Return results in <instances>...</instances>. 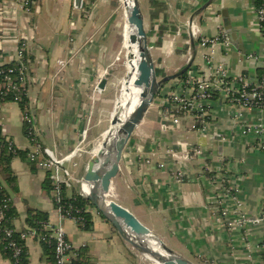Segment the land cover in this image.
<instances>
[{
  "label": "crops",
  "instance_id": "crops-1",
  "mask_svg": "<svg viewBox=\"0 0 264 264\" xmlns=\"http://www.w3.org/2000/svg\"><path fill=\"white\" fill-rule=\"evenodd\" d=\"M115 1L34 0L29 10L14 0L0 1V65L15 60L18 39L24 42L29 72L27 96L35 120L36 144L57 156L76 146L81 131L91 134L93 113L108 87L104 76L107 73L101 72L121 51ZM138 1L159 77L178 73L188 57V65L203 69V50L189 36L191 20L202 35L226 33L229 45L217 44L214 59L231 74L257 73V61L245 59L248 54H259L264 42L252 12L255 0ZM222 9L240 43L230 40ZM59 59L67 61L60 73L56 72ZM103 77L105 86L99 88ZM169 83L170 80L164 86ZM237 108L217 98L206 133L183 129L165 133L159 129L160 100L155 95L127 142L110 187L113 201L131 211L169 247L200 264H264V130L261 135L242 133L239 122L232 119ZM242 113L245 120L261 124L264 129V109L244 108ZM115 114L111 112L104 134L109 133ZM88 116L91 120L86 122ZM14 127L22 130L21 110L15 102L2 103V134L19 148L32 150L33 144L29 148L20 143ZM183 141L200 147L205 157L193 161L181 181L173 177L170 160L165 168L144 164L147 158L156 163L163 147L179 148ZM221 161L237 186L239 213L249 218L261 217L260 221L232 231L222 226L212 204L218 190L202 169L205 164L215 166ZM25 164L29 163L19 156L10 162L18 187L16 192L10 191L17 212L15 227L24 228L26 210L36 208L48 213L50 224L63 225L73 250L85 247L87 264H133L132 256L138 255L95 209L90 210L89 230L79 228L73 219H61L53 203V192L46 193L41 188L46 170ZM175 168L186 169L182 163ZM25 246L28 264H53L35 239H27ZM0 264H10L1 251Z\"/></svg>",
  "mask_w": 264,
  "mask_h": 264
},
{
  "label": "built area",
  "instance_id": "built-area-1",
  "mask_svg": "<svg viewBox=\"0 0 264 264\" xmlns=\"http://www.w3.org/2000/svg\"><path fill=\"white\" fill-rule=\"evenodd\" d=\"M20 4L23 9L29 10L31 0H14ZM254 19L258 29L264 39V0H258L252 9ZM189 24V36L203 50L202 56L205 61L203 69H195L188 65L190 57L185 65L187 72L184 77L176 76L170 79L168 86H162L157 91L160 100V119L159 129L162 132L168 130L183 129L185 132L195 131L197 133H206L209 119L211 118V108L217 98L222 101L238 106L235 112H232L235 121L239 122L242 133H252L261 135L263 128L261 124H252L245 120L242 116V109L256 108L263 109L264 102V75L262 78L256 74L246 75L245 73L231 74L227 67L214 59L215 47L222 44L224 47L229 45V40L224 31H220L212 36L200 34L198 27L193 24L192 20ZM189 41H187L188 43ZM24 42L18 39L15 60L5 66L0 65V93L5 97L9 96L13 102L21 101L22 95L27 91L28 68L27 59H24L25 49ZM246 60L257 61L258 66H264V42L262 50L259 54H248ZM67 61L58 60L57 71L60 73L66 66ZM28 111V112H27ZM22 121H26L27 137L34 148L27 154L28 160L35 161L36 166L49 171V177L54 185V202L55 207L61 219L70 218L76 223H82L83 219L72 214V206L68 207L63 201L61 193L62 186L67 189L77 186L82 196L87 193L83 191V175H78L70 169V164L75 155H69L74 149H77L81 142L79 141L71 151L62 156H57L48 148H41L36 144L37 133L35 129L34 116L29 108L22 113ZM86 135V130L82 132L81 139ZM5 147L8 153L14 155L19 150H23L16 146L10 138L4 137ZM260 144V143H259ZM2 146V144H0ZM0 146V148H1ZM156 163L151 158L144 159V164H156L159 168H165L167 162L171 161L174 167L173 177L176 181H181L188 173L189 165L198 158H204V151L197 145H191L186 141L180 144L179 148L163 147L162 152L157 155ZM182 163L186 169L181 171L175 168ZM203 171L210 172V181L218 190V195L213 200L215 204V212L219 213L222 219V226L229 231L243 227L246 223H254L261 220V217L249 218L243 213L240 214L239 209L241 201L237 195V186L224 166V162L215 166L207 164L202 168ZM3 187L0 184V242H5V248L11 251L12 257L17 264H25L19 261L20 256L25 249V241L29 238L36 241L46 242L53 250L55 264H74L73 263V246L67 239L66 232L62 224H50L47 222L43 225L42 232L34 227L25 226L17 228L15 226L8 227L4 224L5 210L13 206L12 199L2 194ZM232 213H237L236 217H232ZM13 233H18L23 244H18L13 238Z\"/></svg>",
  "mask_w": 264,
  "mask_h": 264
},
{
  "label": "water",
  "instance_id": "water-1",
  "mask_svg": "<svg viewBox=\"0 0 264 264\" xmlns=\"http://www.w3.org/2000/svg\"><path fill=\"white\" fill-rule=\"evenodd\" d=\"M132 4V11L127 13L126 21L134 29L129 40L138 45V76L134 86L141 87L142 91L138 103L119 127V130L103 146L93 151L88 159L83 174V183L88 188L86 198L105 220L111 223L121 238L138 253L148 255L162 264H196L169 247L158 234L144 225L131 211L110 198L112 180L117 175L122 153L132 132L143 119L159 88L186 69L184 67L174 75L163 77L156 74L139 1L132 0ZM221 15L230 40L234 43H240V38L237 32L231 28L227 12L224 9H222ZM105 83L106 79L103 77L99 82V88H104ZM152 242L156 243L158 248L152 247Z\"/></svg>",
  "mask_w": 264,
  "mask_h": 264
},
{
  "label": "trees",
  "instance_id": "trees-1",
  "mask_svg": "<svg viewBox=\"0 0 264 264\" xmlns=\"http://www.w3.org/2000/svg\"><path fill=\"white\" fill-rule=\"evenodd\" d=\"M32 1L34 0H31V4H32ZM257 1L258 0H255V3H257ZM31 4L29 6H31ZM24 59H28V56L26 55V53L24 54ZM5 65L6 64H4L3 66ZM186 72H187V69L181 72L178 76L184 77ZM263 75H264V66L259 67L256 73V76L259 78H262ZM11 101L13 102L11 97L9 96L5 97L3 94L0 93V105L2 103L11 102ZM17 104L21 112L25 113L27 108H29L27 91L25 94L22 95L21 101L17 102ZM263 109H264V102H263ZM27 127H28V124L26 123V121H22V129L25 135L27 134ZM0 133H1V128H0ZM2 139L4 138L0 136V144H2V146L0 145L1 146L0 148V184L3 187V190L1 192L3 195L9 196L12 199L11 192H16L18 190V187H17L16 177L12 174V169L10 166L11 160L16 156L17 157L19 156L21 160L26 161L27 163L31 164L32 169L36 167V163L35 161L28 160L27 154L30 151L29 149L19 150L16 155L12 153H8L5 147L6 143L3 142ZM41 188L45 190L47 193H50L51 191L54 192L55 188L49 177V171H46L45 178L41 182ZM61 193L63 196V201L67 203L65 205L67 207H68V204L72 206V214L76 217L79 216L83 219L82 223H79V222L77 223L79 228H81L82 230H89L92 226V216H91L90 210L95 209L94 205L88 200V198H86V196H82L80 192L78 191V188L75 189L74 186H72L70 189H67L63 185L61 189ZM52 199L55 205L54 198ZM12 205L13 206H11V208L5 210L4 224L7 225L8 227L14 226L13 221H14V218L17 216L16 208L14 204ZM98 214L103 219H105L101 215L100 212H98ZM216 214L219 215L218 212H216ZM24 222H25V226L34 227L38 231L42 232L43 225L48 222V213L45 211L36 209V208H28L25 212ZM12 238L18 244L24 245V241L20 240L18 233H13ZM38 242L41 244L44 252L47 255H50V258L52 259L53 264H55L52 247H50L46 242H43V241H38ZM24 248L25 249L23 250L20 256L19 261L21 263L28 264V255L26 251V246ZM0 251L4 257L9 259L10 264H17L15 262V259L12 257L11 251L5 248V242H0ZM85 251H86L85 247H80L77 250H73V253H74L73 263L74 264H87Z\"/></svg>",
  "mask_w": 264,
  "mask_h": 264
},
{
  "label": "rangeland",
  "instance_id": "rangeland-1",
  "mask_svg": "<svg viewBox=\"0 0 264 264\" xmlns=\"http://www.w3.org/2000/svg\"><path fill=\"white\" fill-rule=\"evenodd\" d=\"M115 3H116V16H117V21H118V49L121 51L117 55H115V58H113V61H111L108 64L107 69H103L101 72V74L103 75L105 72L107 73L104 75L107 78V86H108L107 90L101 94L98 109L96 110L95 113H93L95 115V118H94V122L92 121L91 122L92 124H90L92 125L91 134L90 135L86 134L83 139H81V137L79 138V141L80 142L82 141L81 145L77 147L76 153H75L77 155L74 156L72 163L70 164V169L78 175L84 174L87 161L92 155V152L95 151L97 145L100 142H103L102 140H104V132L108 129L109 124H110V114L112 111H115L114 110L115 106L117 104L118 99H120V96H121L122 83L124 82V80L127 79V75H128V69L126 68L128 62L125 58V53L122 48V44H123L122 34H123V29H124V24H125L124 4L122 0H116ZM155 70H156V74L158 75L159 74L158 68L155 67ZM163 87L164 85L162 86V88ZM149 112L152 113V111H149ZM116 118H117V111H116ZM88 120L89 121L91 120V116H88V118H86L85 121L87 122ZM85 127L86 126L84 125V128ZM13 130L17 131V135H18L20 143H23L27 145L29 148H32L27 135L23 133V129L21 130L19 127V130H17V128L14 127ZM74 147H75V144H74ZM64 152L65 151H63L61 155H64ZM25 166L29 167V164H25ZM204 172H207L208 174H210L208 170L206 171L204 170ZM43 192H46V191L43 190ZM50 193H52V191ZM110 198L112 199V196H110ZM126 244L134 253H136V255H138L137 258L132 256L133 264H156L153 260L149 259L148 257H145V255H142L138 253L136 250H134L127 242ZM194 262L196 264H200L198 263V261H194Z\"/></svg>",
  "mask_w": 264,
  "mask_h": 264
},
{
  "label": "bare ground",
  "instance_id": "bare-ground-1",
  "mask_svg": "<svg viewBox=\"0 0 264 264\" xmlns=\"http://www.w3.org/2000/svg\"><path fill=\"white\" fill-rule=\"evenodd\" d=\"M124 4V29H123V44L122 48L125 53V58L128 62L127 69H128V75L127 79L124 80L121 87V96L120 99H118V103L115 107V112L117 111V118L115 114V120L110 127L109 133L104 134V140L103 142H100L96 149H99L101 146H103L104 143L107 142V140L112 137L118 130L119 127L122 125L124 120L129 116L135 105L138 103L141 95L142 88L141 87H135L134 82L137 79L138 76V61H139V54H138V45L136 42L131 43L129 40L130 34L134 32V29L127 24L126 16L127 13L131 10L132 11V0H122ZM120 95V94H119ZM118 109V110H117ZM76 149L72 151L69 155H75ZM83 191L85 193H88L87 186L83 183ZM152 247L158 248V245L154 242H152ZM145 257H148L149 259L153 260L156 264H162L158 261H155L153 258H151L148 255H145Z\"/></svg>",
  "mask_w": 264,
  "mask_h": 264
}]
</instances>
